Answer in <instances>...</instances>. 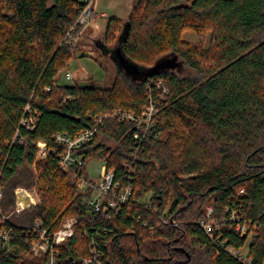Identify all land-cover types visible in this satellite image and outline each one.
<instances>
[{"label": "trees", "instance_id": "16d2710c", "mask_svg": "<svg viewBox=\"0 0 264 264\" xmlns=\"http://www.w3.org/2000/svg\"><path fill=\"white\" fill-rule=\"evenodd\" d=\"M84 5L0 0L2 208L11 211L19 186L36 187L42 198L11 215L13 250L0 253V264H36L40 257L29 255L36 220L55 229L67 215L77 224L60 249L66 261L93 243L108 264H264V0H135L127 20L108 18L107 37L122 24L116 44L142 71L119 65L110 88L58 82L76 51L66 34ZM186 29L211 31L209 47L185 42ZM174 57L200 78L164 67ZM151 102L156 124L139 141L136 122L113 113L141 114ZM27 105L38 113L33 130L20 125ZM99 116L93 138L73 151L81 161L63 171L66 146L55 134L93 128ZM40 141L53 150L45 158ZM93 159L132 187L116 211H93L85 201L93 190L77 186ZM209 205L221 223L214 238L199 224ZM233 209L240 223H252L244 234L237 222H222ZM249 237L245 261L227 250Z\"/></svg>", "mask_w": 264, "mask_h": 264}, {"label": "built area", "instance_id": "2783aa9c", "mask_svg": "<svg viewBox=\"0 0 264 264\" xmlns=\"http://www.w3.org/2000/svg\"><path fill=\"white\" fill-rule=\"evenodd\" d=\"M83 1L85 5L81 13L66 34L68 37L67 43L71 46L75 42L71 37L78 26L86 24L93 18L106 15L98 11V0ZM66 77L71 79L72 75L68 72ZM26 112L27 115L22 117L20 125L33 130L38 121V113L37 111H32L30 105H27ZM157 112L158 107L151 102L144 106L141 114L130 111H114L113 115L135 121L137 130L134 132V137L140 141L148 134L149 129L155 126L156 118L154 117ZM102 118L103 116H99L95 119L96 125L93 128L82 130L75 135H70L61 131L55 134L56 141L66 146L65 152L60 156V166L62 169L68 170L74 163L81 161V157L76 156L73 151L93 138ZM18 137H20L19 128L16 131L15 139ZM52 152L53 150L47 146L46 142H38V158H45ZM131 167L130 165L128 168L131 169ZM75 181L80 189L90 188L93 190L92 195L86 198V202L87 205L97 213L101 212L106 214L113 210H118L130 199L132 194L131 185H122L121 182L116 179L114 170L108 169L106 164H103L97 181H92L84 175H81V171L76 176ZM14 193L15 203L11 211L4 212L2 208L3 193L0 186V253L4 254H8L13 250L11 242L13 229L8 224L11 215H20L27 209L40 203L32 191L27 188L19 186L15 189ZM239 213L238 209H233L230 215L226 216L222 222H237V230L244 234L248 231L252 223L246 221L240 223ZM76 224L77 219L74 216L67 215L62 218L59 227L54 229L45 226L42 220L38 218L32 231L33 237H31L29 248L30 256L40 257V260L36 264H108L103 250L93 243L88 245V251L85 255L79 256L78 258L73 257L69 261L62 259L60 249L65 244L66 240L74 235ZM199 224L211 238H214L215 232L221 229V223L214 218L213 207L210 205L207 206L206 216L199 221ZM227 250L239 259L243 261L246 260L242 248L227 247Z\"/></svg>", "mask_w": 264, "mask_h": 264}, {"label": "rangeland", "instance_id": "374dc122", "mask_svg": "<svg viewBox=\"0 0 264 264\" xmlns=\"http://www.w3.org/2000/svg\"><path fill=\"white\" fill-rule=\"evenodd\" d=\"M134 4L135 0L97 1V9L99 12H106V15L93 18L86 24L82 25L76 41L72 45V47L76 45L75 55L70 60L68 67L63 70L58 77V82L60 84L78 83L85 86H98L106 88L113 86L115 78L118 75L120 64L117 61L114 53L110 52V49H112L111 47L117 45L116 41L118 34L121 31L122 24L110 29L109 38L107 37L108 18L115 17L120 19L122 22L127 20L134 7ZM182 39L191 45H202V47L206 49L211 43L212 36L211 31L209 30L200 33L193 29H186L182 33ZM98 42L106 43L107 45H105V47H100V43L98 44ZM170 58H173V56ZM163 65L164 67L170 68L171 70L178 73L180 77H191L195 79L200 78V74L196 69L185 64L178 58L174 57L173 60L168 59L165 61V63L163 62ZM68 72L72 75L71 79L66 77ZM117 110L119 109H116V111ZM110 143L112 144L113 142L110 141ZM102 166L103 161L101 159H93L90 161L87 165L88 178L92 181H97L99 179ZM63 171L65 170L63 169ZM24 188L31 190L39 202H42V198L36 187ZM143 200L150 202V194L144 197ZM250 237L246 241V244L242 247L245 257H247Z\"/></svg>", "mask_w": 264, "mask_h": 264}, {"label": "water", "instance_id": "95a60500", "mask_svg": "<svg viewBox=\"0 0 264 264\" xmlns=\"http://www.w3.org/2000/svg\"><path fill=\"white\" fill-rule=\"evenodd\" d=\"M127 27H128V23L126 24L125 27V31H127ZM100 42H98L99 44ZM105 45H107L106 43H100V47H105ZM112 49H110V52L114 53L115 57L117 58V61L119 62V64L121 65V67H123L125 70H127V72L131 73V74H140L141 73V69L140 66L130 62L126 56L123 54L122 52V48L121 46L115 45L114 47H111Z\"/></svg>", "mask_w": 264, "mask_h": 264}, {"label": "crops", "instance_id": "0c3cea01", "mask_svg": "<svg viewBox=\"0 0 264 264\" xmlns=\"http://www.w3.org/2000/svg\"><path fill=\"white\" fill-rule=\"evenodd\" d=\"M99 11V10H98ZM101 12H103V13H105L106 14V12H104V11H101Z\"/></svg>", "mask_w": 264, "mask_h": 264}]
</instances>
